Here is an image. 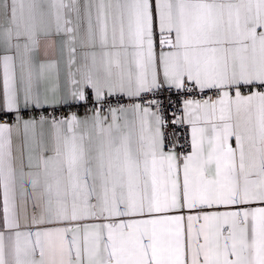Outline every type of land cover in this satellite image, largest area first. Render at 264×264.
<instances>
[{"label":"snow or ice","instance_id":"6c2138e0","mask_svg":"<svg viewBox=\"0 0 264 264\" xmlns=\"http://www.w3.org/2000/svg\"><path fill=\"white\" fill-rule=\"evenodd\" d=\"M0 264H264V0H0Z\"/></svg>","mask_w":264,"mask_h":264}]
</instances>
